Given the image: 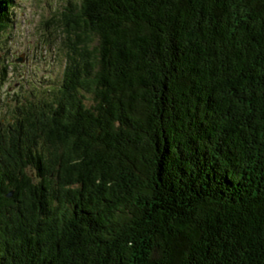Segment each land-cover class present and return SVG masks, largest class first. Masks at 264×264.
Segmentation results:
<instances>
[{
	"label": "trees",
	"instance_id": "trees-1",
	"mask_svg": "<svg viewBox=\"0 0 264 264\" xmlns=\"http://www.w3.org/2000/svg\"><path fill=\"white\" fill-rule=\"evenodd\" d=\"M61 15V83L0 123V264H264V0Z\"/></svg>",
	"mask_w": 264,
	"mask_h": 264
},
{
	"label": "rangeland",
	"instance_id": "rangeland-1",
	"mask_svg": "<svg viewBox=\"0 0 264 264\" xmlns=\"http://www.w3.org/2000/svg\"><path fill=\"white\" fill-rule=\"evenodd\" d=\"M76 1L14 0V23L0 37V71L7 66L8 77L0 88L3 126L19 101L38 104L49 85L61 83L65 64L59 50L61 40L56 41L57 34L51 31L62 11Z\"/></svg>",
	"mask_w": 264,
	"mask_h": 264
},
{
	"label": "water",
	"instance_id": "water-1",
	"mask_svg": "<svg viewBox=\"0 0 264 264\" xmlns=\"http://www.w3.org/2000/svg\"><path fill=\"white\" fill-rule=\"evenodd\" d=\"M19 61H21V60H19Z\"/></svg>",
	"mask_w": 264,
	"mask_h": 264
}]
</instances>
